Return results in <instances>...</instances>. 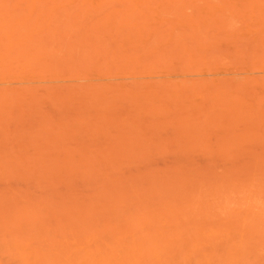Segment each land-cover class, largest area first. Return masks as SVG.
<instances>
[{
	"label": "rangeland",
	"instance_id": "obj_1",
	"mask_svg": "<svg viewBox=\"0 0 264 264\" xmlns=\"http://www.w3.org/2000/svg\"><path fill=\"white\" fill-rule=\"evenodd\" d=\"M0 264H264V0H0Z\"/></svg>",
	"mask_w": 264,
	"mask_h": 264
}]
</instances>
